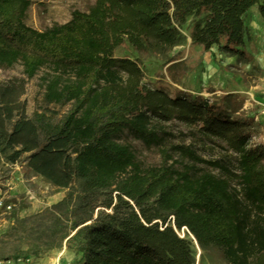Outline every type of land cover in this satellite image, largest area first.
Listing matches in <instances>:
<instances>
[{"label":"trees","instance_id":"16d2710c","mask_svg":"<svg viewBox=\"0 0 264 264\" xmlns=\"http://www.w3.org/2000/svg\"><path fill=\"white\" fill-rule=\"evenodd\" d=\"M30 5L0 0V69L23 66V75L0 81V155L68 189L49 213L54 229L82 237L77 264H195L194 240L179 236L171 215L201 249L221 250L231 264H264L260 123L151 87L137 60L115 56L124 43L166 54L190 18L193 43L210 49L224 40L242 56L244 16L258 5L264 22V0H95L43 30L26 23ZM43 68L45 105L30 115L28 80ZM50 105L69 108L58 117ZM175 120L231 155L206 159L170 143L166 124ZM125 134L158 147L161 163L144 166Z\"/></svg>","mask_w":264,"mask_h":264},{"label":"rangeland","instance_id":"374dc122","mask_svg":"<svg viewBox=\"0 0 264 264\" xmlns=\"http://www.w3.org/2000/svg\"><path fill=\"white\" fill-rule=\"evenodd\" d=\"M26 23L43 30L70 20L75 10H88L95 0H30ZM263 1V0H260ZM245 43L240 47L243 55L233 54L223 48L225 41L210 49L195 44L191 39L193 18L180 27L184 35L181 44L166 54L139 51L124 43L115 51L116 57L137 60L144 72L143 82L154 88H162L172 96L184 92L202 96L211 102H218L227 109L237 108L235 116L250 117L260 123V132L254 142H263L264 137V22L258 5L244 16ZM43 68L28 80V113L30 115L45 105L43 100ZM16 75H23V66L15 64L0 69V81ZM58 117L69 105H50ZM170 132V143H184L195 147L206 159L230 156L231 153L216 143L202 141L195 137L181 122L175 120L166 124ZM123 140L135 150L144 166L161 163L160 149L148 147L131 135ZM178 156H176L177 158ZM76 192L77 188H73ZM0 192L12 203V209L0 213V260L5 264H24L17 259L31 256L29 264H53L57 252L67 248L64 261L77 264L81 236L69 239L75 233L70 226L63 231L53 228V216L49 213L54 204L62 200L68 189H58L44 178L28 170L24 162L11 164L0 155ZM97 213V212H96ZM95 213V216H96ZM65 225H70L66 224ZM68 237H64L65 233ZM190 238H193L190 236ZM194 240L195 264H231L218 249H201ZM9 261V262H7Z\"/></svg>","mask_w":264,"mask_h":264},{"label":"built area","instance_id":"2783aa9c","mask_svg":"<svg viewBox=\"0 0 264 264\" xmlns=\"http://www.w3.org/2000/svg\"><path fill=\"white\" fill-rule=\"evenodd\" d=\"M263 143H264V137H263ZM12 209V203L8 202L6 199H5V196H3L0 192V213H3V212H6V211H9ZM171 219V222H172V225L174 227V229L176 230V232L179 234V236L181 237H185L187 234H189V236H192L193 235L189 232V230L186 228V227H182L181 229H178L174 223V216L171 215L169 220ZM161 222V221H160ZM168 223H166L167 225ZM194 238V237H193ZM18 261H22L24 264H29L32 262V258L31 256H26V257H20L17 259ZM9 262V261H7ZM0 264H5L3 260H0ZM56 264H71L70 261H64L62 259L61 262H57Z\"/></svg>","mask_w":264,"mask_h":264},{"label":"bare ground","instance_id":"6f19581e","mask_svg":"<svg viewBox=\"0 0 264 264\" xmlns=\"http://www.w3.org/2000/svg\"><path fill=\"white\" fill-rule=\"evenodd\" d=\"M67 253V248H63L60 251L57 252V255L52 259L53 264H56L57 262H61L63 259V256Z\"/></svg>","mask_w":264,"mask_h":264}]
</instances>
